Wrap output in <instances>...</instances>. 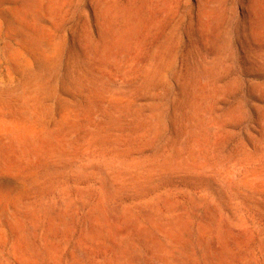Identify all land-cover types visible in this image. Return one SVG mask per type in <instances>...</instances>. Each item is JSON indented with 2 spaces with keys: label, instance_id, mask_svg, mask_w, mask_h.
I'll return each instance as SVG.
<instances>
[{
  "label": "rangeland",
  "instance_id": "obj_1",
  "mask_svg": "<svg viewBox=\"0 0 264 264\" xmlns=\"http://www.w3.org/2000/svg\"><path fill=\"white\" fill-rule=\"evenodd\" d=\"M0 264H264V0H0Z\"/></svg>",
  "mask_w": 264,
  "mask_h": 264
},
{
  "label": "bare ground",
  "instance_id": "obj_2",
  "mask_svg": "<svg viewBox=\"0 0 264 264\" xmlns=\"http://www.w3.org/2000/svg\"><path fill=\"white\" fill-rule=\"evenodd\" d=\"M10 116V115H9ZM46 148V147H45ZM61 151L59 149L54 150L52 153H60ZM52 155V154H51ZM41 161V160H40Z\"/></svg>",
  "mask_w": 264,
  "mask_h": 264
}]
</instances>
